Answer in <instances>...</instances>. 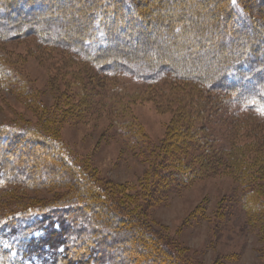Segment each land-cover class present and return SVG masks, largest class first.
I'll return each mask as SVG.
<instances>
[{
    "label": "trees",
    "instance_id": "obj_1",
    "mask_svg": "<svg viewBox=\"0 0 264 264\" xmlns=\"http://www.w3.org/2000/svg\"><path fill=\"white\" fill-rule=\"evenodd\" d=\"M179 1L164 0L156 30H151L145 19L152 18V10L140 0H0V41L15 34L37 36L45 45L65 48L94 68L103 67L110 77L131 75L153 86L164 80L193 84L211 96L197 103L203 114L237 102L249 115L264 120V23L258 27L247 8L261 13L255 3L262 0H195L197 4L177 7ZM60 21L65 22L61 27ZM159 43L164 44L162 51L147 55ZM205 63L209 69H203ZM1 67L4 82L10 72ZM31 130L0 127V152L14 151L19 143L32 158L46 157L50 151L52 158L42 169L38 159L24 164L21 159L18 175L5 165L0 186L18 182L72 192L48 205L21 207L2 217L0 264H192L144 222L141 213L130 211L110 193L102 178L78 170L61 140ZM199 133L173 131L158 154L151 150L157 157L152 182H147L148 201L159 204L163 195L224 167L238 175L249 223L264 229V160L257 184L248 174L253 167L247 156L250 144L231 136L229 149H215L220 157L224 154L219 161L215 151L205 152L218 143L217 136ZM130 136L140 151L150 150L151 142L140 138L143 133ZM37 170L40 175L34 174Z\"/></svg>",
    "mask_w": 264,
    "mask_h": 264
},
{
    "label": "rangeland",
    "instance_id": "obj_2",
    "mask_svg": "<svg viewBox=\"0 0 264 264\" xmlns=\"http://www.w3.org/2000/svg\"><path fill=\"white\" fill-rule=\"evenodd\" d=\"M140 2L152 10L154 22L144 19L148 29L156 30L154 24L161 18L158 10L165 7L164 0ZM189 3L198 1L183 0L177 7ZM255 4L261 13L247 8L259 21L258 27H262L264 0ZM163 46L159 43L156 52L147 55L154 56ZM0 64L10 72V77L0 82V127L29 128L47 139L61 140L78 170H88L94 178H102L110 193L113 191L130 211L141 213L142 220L173 243L192 264H264V229L249 223L238 175L231 170H212L190 186L163 195L159 204L148 201L145 195L147 182H152L156 154L171 133L181 129L217 136L218 143L210 144L212 149L205 152H214L218 147L229 149L231 136L238 137L242 144H250L252 148L248 150L252 152L247 156L253 167L248 174L255 176L259 184L260 160H264V120L249 115L237 102L203 114L197 103L211 96L193 84L164 80L153 86L131 75L110 77L103 67L94 68L70 50L45 45L29 34H15L0 41ZM211 95L218 98L216 93ZM126 128L143 133L144 138H140L151 142L150 150L140 151L130 132L125 133ZM256 135L260 140L254 138ZM21 147L18 143L14 151L0 152V171L7 165L12 168L9 173L18 175L23 165L16 164L21 159L23 164L38 159L42 169L41 164L52 158L51 151L46 157L32 158ZM152 149L156 154H151ZM215 152L221 158L218 160L224 161V154L220 157ZM34 174L40 175L39 170ZM69 191L41 185L32 188L18 182L4 184L0 186V219L21 207L48 205L58 196L66 197Z\"/></svg>",
    "mask_w": 264,
    "mask_h": 264
}]
</instances>
